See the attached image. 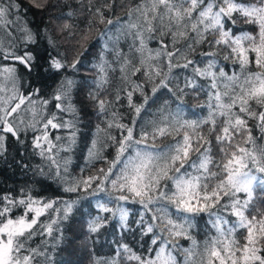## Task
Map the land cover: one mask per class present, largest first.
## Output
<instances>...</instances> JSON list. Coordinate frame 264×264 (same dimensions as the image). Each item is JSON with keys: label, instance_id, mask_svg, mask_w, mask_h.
<instances>
[{"label": "snow or ice", "instance_id": "obj_1", "mask_svg": "<svg viewBox=\"0 0 264 264\" xmlns=\"http://www.w3.org/2000/svg\"><path fill=\"white\" fill-rule=\"evenodd\" d=\"M89 11L99 23L107 19L102 7ZM20 13V0H0V33L10 41L0 39V157L9 137L20 142L31 131L34 148L50 161L36 170L37 183L54 180L76 198L43 199L30 189L0 195V264H52L32 241L51 236L54 225L59 234L80 193L96 199L86 205L92 233L117 222L131 231L130 206L144 212L134 223L148 247L140 252L117 241L115 258L96 264H264V0H137L122 22L107 19L96 44L70 62L41 55L39 29L16 19ZM238 22L253 28L237 34ZM221 56L237 70L229 73ZM17 65L59 80L50 99L23 90ZM89 71L88 98L103 127L97 125L86 164L107 167L75 178L70 154L82 121L73 92L75 77ZM201 93L206 115L193 118L185 97ZM109 148L114 155H105ZM54 149L69 155L57 163ZM204 214L214 234L200 242L193 230Z\"/></svg>", "mask_w": 264, "mask_h": 264}, {"label": "trees", "instance_id": "obj_2", "mask_svg": "<svg viewBox=\"0 0 264 264\" xmlns=\"http://www.w3.org/2000/svg\"><path fill=\"white\" fill-rule=\"evenodd\" d=\"M2 2H6V0H2ZM245 2L247 3L248 0H245ZM136 3L137 0H20L21 13L20 16L15 18L26 22L33 31L39 29L41 37L38 51L41 55L46 58L48 56H61L70 62L78 53H82L85 49L96 44L100 32L110 27L107 24V19L122 22L129 9L134 7ZM50 4L59 6L49 10L47 5ZM97 6L105 10L107 19L104 23H99L93 12L89 11L90 8L94 9ZM66 24L68 27H65ZM90 25H95V27H91L89 30ZM252 28V25L238 22L232 28V31L240 34L243 31H251ZM84 32H87L86 40L83 39L82 34ZM19 35L20 32L17 30L16 36L19 37ZM0 39H3L5 43H10L3 33H0ZM150 46L155 47V42ZM16 47L23 52L26 46L18 42ZM206 49L207 45H204L198 51L202 52ZM95 51H99V49L97 48ZM93 62H95L94 57ZM220 62L222 65L227 64L229 73L237 70L231 62L223 61L222 56ZM17 70L24 82L23 90L30 94L32 90L38 89L41 93V99H50L52 92L59 83L58 79L47 74L38 76L36 72H33L29 75L24 71L22 65H17ZM94 76L95 73L89 71L81 72L75 77L77 86L73 92V104L78 108L82 121L80 125V142L70 154L72 158L70 172L75 178L82 175H95L98 168L107 167V164L102 162H96L94 167L86 164V152L92 137L96 134L97 125L103 127L101 119L96 115L95 105L88 98ZM113 87H115V84L107 89L109 92L107 99L109 100L112 99ZM204 103L203 93L199 96L191 94L186 96V114L193 118L206 115L205 109L201 107ZM48 107L51 109L52 104L50 103ZM121 111H124V109H121ZM144 118L149 117L145 116ZM254 134L259 136L258 130L254 129ZM55 135L63 136L65 133L54 131L53 136ZM167 142L168 140L164 141V143ZM38 153L39 149L33 146V133L31 131L20 142L11 137L8 138L7 150L3 157H0V195L7 193L15 195L20 190L30 189L32 195L44 199H75L76 194L62 192L54 180L44 179L42 184L37 183V180L42 178L36 174V170L40 167L47 169L50 164L48 159L42 158ZM109 153L114 155V150L107 149L105 155ZM52 155H55L57 163H61V158L69 154L59 152L57 155L54 149ZM109 159H111V156H109ZM79 195L83 199L73 209L69 218L59 225L61 229L59 234L56 232V226L54 225L51 236L47 234L44 236L38 235L32 241L34 246L43 248L47 252L52 264H96L97 261L111 260L115 258L114 250L119 247L117 241H120L121 244L127 243L140 252L148 247V236H141L138 224L134 223L140 216L144 215L143 209L137 205L130 206L132 213L128 223L132 229L131 231H122L117 222L115 229L110 223L100 233H92L89 231L91 217L87 214L88 208L86 205L90 200L95 206L96 199L88 193H80ZM81 210L84 215H81ZM14 214H21V210H15ZM41 220L47 221L48 217L43 216ZM209 221L210 218L206 214L197 218V227L193 230V236L197 241L203 242L208 236L214 234ZM179 243L185 247H191L190 241L180 240ZM121 264H127V262L121 260Z\"/></svg>", "mask_w": 264, "mask_h": 264}, {"label": "bare ground", "instance_id": "obj_3", "mask_svg": "<svg viewBox=\"0 0 264 264\" xmlns=\"http://www.w3.org/2000/svg\"><path fill=\"white\" fill-rule=\"evenodd\" d=\"M44 199V198H43Z\"/></svg>", "mask_w": 264, "mask_h": 264}]
</instances>
